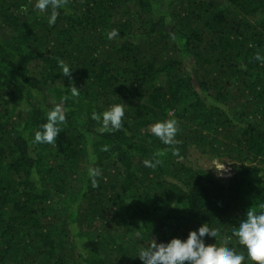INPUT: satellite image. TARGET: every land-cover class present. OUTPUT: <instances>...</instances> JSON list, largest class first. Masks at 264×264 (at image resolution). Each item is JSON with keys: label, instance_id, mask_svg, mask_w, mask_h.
I'll return each mask as SVG.
<instances>
[{"label": "trees", "instance_id": "obj_1", "mask_svg": "<svg viewBox=\"0 0 264 264\" xmlns=\"http://www.w3.org/2000/svg\"><path fill=\"white\" fill-rule=\"evenodd\" d=\"M35 3L0 0V264H141L203 223L241 251L232 229L264 205V0H67L51 25ZM57 105L55 142L32 143ZM169 119L171 146L150 132Z\"/></svg>", "mask_w": 264, "mask_h": 264}, {"label": "clouds", "instance_id": "obj_2", "mask_svg": "<svg viewBox=\"0 0 264 264\" xmlns=\"http://www.w3.org/2000/svg\"><path fill=\"white\" fill-rule=\"evenodd\" d=\"M66 3L67 0H36L35 8L41 12L49 11L48 23L51 25L55 23L59 10L64 8ZM27 10L26 7L22 9V11ZM117 35V31L113 29L108 33V38L112 39ZM255 59L260 61L264 58L257 55ZM60 67L64 77L71 75L72 69L69 65L61 61ZM79 95L80 91L69 82L64 99ZM124 108L123 103L113 104L102 113L93 112L91 118L101 124V131H119L125 115ZM65 121L66 112L57 105L47 113L46 123L35 131L32 143L53 144L61 131L60 125ZM176 125L177 122L174 119L156 122L150 126V132L164 145L171 146L175 143L178 132ZM224 162L227 161L213 159L208 162L209 166L206 169L214 171L218 178H224V175L231 171ZM144 163L147 167L155 168L159 161L154 163L152 160H146ZM100 174L99 168H89L88 176L93 186H96V178ZM232 236L236 239L241 251L227 246L226 243L225 246L206 243V237L216 242L221 238V232L218 228L203 223L196 230L189 231L185 239L172 238L167 242L151 239L150 245L141 247L136 257L141 264H264V205H261L259 209L249 208L244 219L233 227Z\"/></svg>", "mask_w": 264, "mask_h": 264}, {"label": "rangeland", "instance_id": "obj_3", "mask_svg": "<svg viewBox=\"0 0 264 264\" xmlns=\"http://www.w3.org/2000/svg\"><path fill=\"white\" fill-rule=\"evenodd\" d=\"M194 153L195 152H191L189 154V160L191 162H194V163L197 162L199 167L204 168L205 170H208V169H206L209 166L208 161L206 159L202 158L199 154H197V153L194 154ZM51 160H53V157H51ZM222 161H224V160H222ZM224 163H226V166L230 168V165L227 162H224ZM210 171L213 172V174L217 175L214 171H212V170H210ZM226 176H228V174L224 175V177H226Z\"/></svg>", "mask_w": 264, "mask_h": 264}]
</instances>
